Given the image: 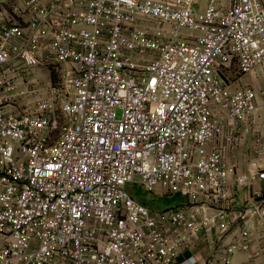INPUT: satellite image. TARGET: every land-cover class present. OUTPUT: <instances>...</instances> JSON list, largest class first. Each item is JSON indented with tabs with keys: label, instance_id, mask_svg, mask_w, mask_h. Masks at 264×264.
<instances>
[{
	"label": "built area",
	"instance_id": "built-area-1",
	"mask_svg": "<svg viewBox=\"0 0 264 264\" xmlns=\"http://www.w3.org/2000/svg\"><path fill=\"white\" fill-rule=\"evenodd\" d=\"M258 68L264 0H0V264H172L199 239L205 264H264L262 137L227 161L264 95L229 73ZM135 178L188 202L155 211Z\"/></svg>",
	"mask_w": 264,
	"mask_h": 264
},
{
	"label": "crops",
	"instance_id": "crops-1",
	"mask_svg": "<svg viewBox=\"0 0 264 264\" xmlns=\"http://www.w3.org/2000/svg\"><path fill=\"white\" fill-rule=\"evenodd\" d=\"M257 72L259 74L258 78L254 76L253 72L247 73L249 75L248 78L251 81V83H257L264 90V72L260 68L257 69ZM258 104H259V109L257 110V114H256V122L260 126L258 128V131L256 133L251 134L247 138V140L245 141V143L243 144V146L240 149H238L234 153H230L227 156V161L229 164H233V163L237 164L236 170L238 172L246 171L248 161L255 158L256 154L254 152V146L257 143V138H259V136H261L262 141L264 142V95H259ZM234 174L235 173L230 174V180L231 181L234 179ZM253 187L254 188L261 187L264 190V179H260L258 182H255ZM236 192H237V195L235 197V200L231 204L233 210L226 217H230V218L236 217L237 212L243 208L244 198L246 197L247 194H249V195L251 194L252 188H249V187L246 188V187L240 186L236 190ZM187 202H188V199L186 202H183V203H187ZM178 205H181V204H178ZM175 206H177V205H175ZM175 206H172V207H175ZM168 208H170V207H168ZM165 209H167V208H165ZM255 234H258V232H255ZM214 239H215V236H214ZM229 239H230V237H227V240H229ZM212 247L213 246L208 244L205 240L199 239L197 241V244L195 246H193L190 250H183L182 255H180V257L178 259L180 261L175 260L172 264H181V261H183L185 257H188L190 255H195L197 257V259L199 260V264H205L210 257L209 253L212 252ZM241 257H242V255L240 254V255L236 256V259L240 260Z\"/></svg>",
	"mask_w": 264,
	"mask_h": 264
},
{
	"label": "rangeland",
	"instance_id": "rangeland-1",
	"mask_svg": "<svg viewBox=\"0 0 264 264\" xmlns=\"http://www.w3.org/2000/svg\"><path fill=\"white\" fill-rule=\"evenodd\" d=\"M37 78L41 85L45 86L48 83L52 85H58V71L56 64L51 63L44 67L36 69ZM231 74V75H230ZM230 75L232 83L240 84L242 82H251L248 78V74H241L236 70H233ZM122 110L117 109V117H120ZM127 191L135 198L140 200L142 203L147 205L149 208L155 211H161L165 208L172 207L178 204H182L187 201V198L181 193H173L168 195H159L153 191H146L140 187L139 184L130 183L126 186Z\"/></svg>",
	"mask_w": 264,
	"mask_h": 264
},
{
	"label": "bare ground",
	"instance_id": "bare-ground-1",
	"mask_svg": "<svg viewBox=\"0 0 264 264\" xmlns=\"http://www.w3.org/2000/svg\"><path fill=\"white\" fill-rule=\"evenodd\" d=\"M131 183H133V184H139L140 185V183L138 182V178H135V180L133 181V182H131ZM140 187H141V185H140ZM142 188V187H141ZM127 190V189H126ZM128 192V191H127ZM129 193V192H128ZM129 195L131 196V197H133L130 193H129ZM182 255V254H181ZM182 257V256H181ZM178 261H180V260H178Z\"/></svg>",
	"mask_w": 264,
	"mask_h": 264
}]
</instances>
